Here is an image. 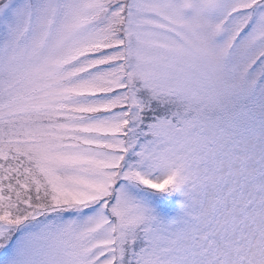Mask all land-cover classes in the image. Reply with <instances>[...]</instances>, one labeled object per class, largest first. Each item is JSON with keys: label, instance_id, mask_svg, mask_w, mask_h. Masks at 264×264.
<instances>
[{"label": "snow or ice", "instance_id": "snow-or-ice-1", "mask_svg": "<svg viewBox=\"0 0 264 264\" xmlns=\"http://www.w3.org/2000/svg\"><path fill=\"white\" fill-rule=\"evenodd\" d=\"M0 264H264V0H0Z\"/></svg>", "mask_w": 264, "mask_h": 264}]
</instances>
